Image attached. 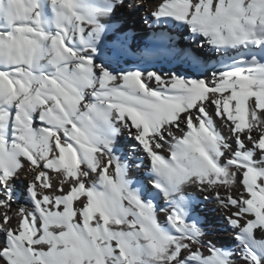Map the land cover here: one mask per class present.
Wrapping results in <instances>:
<instances>
[{"label":"snow or ice","instance_id":"obj_1","mask_svg":"<svg viewBox=\"0 0 264 264\" xmlns=\"http://www.w3.org/2000/svg\"><path fill=\"white\" fill-rule=\"evenodd\" d=\"M124 16L157 46L133 52ZM169 24L220 66L167 46ZM188 188L223 210L234 247ZM0 264H264V0H0Z\"/></svg>","mask_w":264,"mask_h":264},{"label":"bare ground","instance_id":"obj_2","mask_svg":"<svg viewBox=\"0 0 264 264\" xmlns=\"http://www.w3.org/2000/svg\"><path fill=\"white\" fill-rule=\"evenodd\" d=\"M45 13L50 16V11L45 8ZM123 15V14H122ZM140 16L144 13H139ZM131 18L134 22V29L129 32L127 26L125 25V31H128V43L133 52H139L140 50L148 47L157 46V42L153 38V30L149 26L141 25L139 23V16L127 17L124 19ZM168 34L176 39L181 45L182 49H191L197 54H202L205 63V70H212L214 66L219 67L220 56L216 54L212 49L205 47L201 52V49L197 47L195 43L191 41L189 35L186 34V30L183 27H179L175 24H169L165 29ZM169 47H175L172 42L168 43ZM179 46V47H180ZM225 55V63L230 62L231 56L236 55L234 51L229 50ZM129 63L126 65L128 67H133L139 65L142 68H149L150 70H163V71H178L182 75H187L192 72L193 69L186 59H180L179 57H156L152 59H144L139 56H130L127 58ZM39 124V121H36ZM118 145L120 147V154L122 159H126V162L130 165L129 175L130 178L143 182L146 179V169L137 168L136 164L141 153L139 151L131 152V142L125 137L118 138ZM190 192L197 200L196 214L206 220L204 225L205 229L211 233V239L215 242L217 247L222 248H232L235 246L236 241L233 240L231 229L224 224L222 219L224 212L219 209L212 200H204L203 194L194 188H188ZM16 197L20 203L26 200L24 194V185L19 183L16 187ZM83 199V198H82ZM159 220L162 225L165 224V219L163 214H160Z\"/></svg>","mask_w":264,"mask_h":264},{"label":"rangeland","instance_id":"obj_3","mask_svg":"<svg viewBox=\"0 0 264 264\" xmlns=\"http://www.w3.org/2000/svg\"><path fill=\"white\" fill-rule=\"evenodd\" d=\"M127 23H126V26H127V30L129 31V32H132L131 30H133V28H134V22H133V20L131 19V18H127ZM134 29H136V28H134ZM171 42H172V44L176 47V48H181V44L176 40V39H174V38H172V40H171ZM180 46V47H179ZM182 49V48H181Z\"/></svg>","mask_w":264,"mask_h":264}]
</instances>
